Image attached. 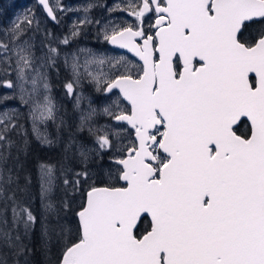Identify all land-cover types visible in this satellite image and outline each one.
I'll use <instances>...</instances> for the list:
<instances>
[{"label": "snow or ice", "instance_id": "snow-or-ice-1", "mask_svg": "<svg viewBox=\"0 0 264 264\" xmlns=\"http://www.w3.org/2000/svg\"><path fill=\"white\" fill-rule=\"evenodd\" d=\"M41 3L52 15L48 0ZM126 11L136 23L113 26L105 38L142 63L101 81L129 104L110 113L134 131L118 160L124 186L88 185L78 240L60 264H264V29L244 35L249 23L264 24V0H133ZM146 17H154L147 27ZM23 31L9 29L0 52L14 57L35 127L53 117L54 105L34 98L47 83ZM14 116L0 113V141ZM244 122L250 134L242 138ZM98 139L111 148L107 135ZM77 175L88 182L87 171ZM12 218L25 234L36 222L24 206L13 207Z\"/></svg>", "mask_w": 264, "mask_h": 264}, {"label": "rangeland", "instance_id": "rangeland-1", "mask_svg": "<svg viewBox=\"0 0 264 264\" xmlns=\"http://www.w3.org/2000/svg\"><path fill=\"white\" fill-rule=\"evenodd\" d=\"M1 1V0H0ZM48 0L50 7H53V15L55 21L50 23L57 26L56 32L47 35L49 48L55 49V53L46 54L43 41L34 36L24 37L26 32V24L23 27L21 22H25V18L34 17L37 23H48L47 17L43 11L32 8L31 3H26L23 7L14 8L8 13L6 20L0 18V41H7L9 29L14 25L19 24L24 29L22 38L32 46L34 54V62L37 70L41 72L47 83V89H44L43 84H39V91L34 98L43 100L44 96H48L54 105L53 115L57 109V101L50 81V68L58 70L57 62L62 63L63 69L69 74V82L62 88L63 92H67L72 97L75 110V121L77 132L80 134L79 140L75 145V150L80 162V168L74 172L71 179L66 178V174L62 177L65 187H70L73 197L70 200V206L76 208L77 211L84 201L80 198L79 193L82 189L94 183L96 186H108L119 182L116 180L118 175V160L122 156L124 146L128 145L134 138L132 131L124 124L125 122L116 121L110 113H118L129 105L121 98L117 91L106 93L102 87L101 81L106 82V74H115L116 69L120 71L135 72L140 64L134 58L114 51L109 48L106 37V30H110L113 26L119 25L124 27L126 24L134 25L136 18L131 16L126 11V6L133 0ZM58 5V7H57ZM8 10L0 3V13H5ZM39 23V24H41ZM32 28V23L27 24ZM42 29V28H41ZM38 31V35L45 34L44 30ZM51 31V29H49ZM75 31V35H72ZM85 32V33H84ZM68 42L65 43V38ZM11 53L7 55L0 52V113L15 112L20 106L25 107L31 123L33 134L36 141L40 144L49 146L51 141V129L48 127V119L37 120L35 127L33 118L30 114V105L24 104L20 100V81L17 78V73L14 70V57L11 60ZM126 58L127 63L117 64L119 58ZM103 60V63H99ZM74 63L78 67L74 70ZM115 65V67H112ZM58 68V69H57ZM9 83L13 86L9 87ZM72 88L69 91L68 85ZM26 88L31 90V84H26ZM4 97L10 100V104H4ZM105 109H108L106 112ZM62 113L66 114L64 120H70L69 111ZM91 113V114H90ZM90 114V115H89ZM87 117V119H85ZM54 126L53 132L59 129L64 123L58 121ZM63 127H66L63 125ZM107 135L111 143V148H101L99 137ZM66 143L65 148L70 144ZM0 141V152H1ZM83 153V155H82ZM66 158V155L64 156ZM87 171L89 173L88 182L85 183L83 178L77 173ZM61 171L57 170V166L42 165L38 168V180L41 203V221L43 226V242L48 244L49 235L47 225L45 223L46 215L56 212V203L52 198L55 188L58 184ZM80 180V184L76 185L75 181ZM69 182V184H68ZM87 190V189H86ZM75 229V223L70 221V230Z\"/></svg>", "mask_w": 264, "mask_h": 264}, {"label": "trees", "instance_id": "trees-1", "mask_svg": "<svg viewBox=\"0 0 264 264\" xmlns=\"http://www.w3.org/2000/svg\"><path fill=\"white\" fill-rule=\"evenodd\" d=\"M8 10L0 13V18L7 19L8 13L14 8H19L28 3L27 0H1ZM29 20V19H28ZM50 20V19H49ZM52 23L51 21L48 22ZM27 32V30H26ZM45 34L38 35L34 31L27 32L24 36H34L43 41L46 54L50 51L49 42L46 40L49 34L48 29H44ZM58 70L50 68V81L57 101V109L51 119L48 120V127L51 129L50 145H43L36 141L31 123L24 106L15 110L12 123L15 125L6 137L1 141L0 152V264H58L65 246L78 240L79 226L76 219V208L70 206V200L74 196L70 187L62 184V176L71 179L80 168L75 145L80 134L77 132L75 121V110L72 97L63 92L62 88L69 82V74L63 69L62 63L57 62ZM5 100V99H3ZM4 104H10L7 99ZM68 110L70 120L64 111ZM11 113V114H13ZM63 121L59 129L54 132V126L58 121ZM65 125L66 127H63ZM53 128V129H52ZM240 131V130H239ZM70 144L65 148L66 143ZM66 155V158L64 156ZM57 166V170L62 175L52 195L56 203V212L46 215L45 223L49 235L48 244L43 242V226L41 221V203L38 180V168L45 165ZM69 184V182H68ZM119 185V184H118ZM86 189L79 193L80 198H84ZM82 203L80 206H82ZM24 206L31 210L36 217L35 224L27 234L22 227L13 224L12 208ZM4 221H7L5 224ZM70 221L75 223V229L70 230ZM3 232H8L13 240L8 242L3 237ZM20 236V241H15V236ZM22 245L23 251H19Z\"/></svg>", "mask_w": 264, "mask_h": 264}, {"label": "flooded vegetation", "instance_id": "flooded-vegetation-1", "mask_svg": "<svg viewBox=\"0 0 264 264\" xmlns=\"http://www.w3.org/2000/svg\"><path fill=\"white\" fill-rule=\"evenodd\" d=\"M23 1V0H22ZM28 1V3H31V5H32V8H36L37 10H40V11H43V9H42V7L37 3V1L36 0H27ZM121 3H123V4H125V0H123ZM22 7H23V4L21 5ZM46 15V14H45ZM48 17V16H47ZM49 18V17H48ZM27 19H29V20H31L32 22V28H30V27H28V25H26L25 26V22H21V24L23 25V27L25 26V28H26V30H27V32H32V31H34L35 33H37V34H39V30L41 29V31L42 30H44V29H48V31H49V29H51V31H49L50 33L52 32V31H54V30H56V27L57 26H54V25H51V24H49V23H41V22H39V23H41V24H39V23H37L36 21H35V18L34 17H28ZM50 19V18H49ZM50 21L51 22H53V21H55V19H50ZM154 22V17H151V18H149V17H146L145 18V20H144V25H145V27H147L149 24H151V23H153ZM125 26H131V24H126ZM262 29H264V24H261V23H256V22H252V23H249L248 24V27H247V31L245 32V37L247 38L250 34L251 35H255L256 34V32L258 31V30H262ZM43 33V32H42ZM85 33V32H84ZM25 37V36H24ZM109 44V43H108ZM109 48H111V49H113L114 51H120L121 53H123V54H125V55H130V53L128 52L129 50H127V49H121V48H114V47H112V46H110ZM130 58H133V56H129ZM135 59V58H134ZM136 61H138L137 59H135ZM139 62V61H138ZM140 63V62H139ZM131 131H132V133H133V130L126 124V123H124ZM240 130V131H239ZM237 134L238 135H241L242 137H245V136H247V135H249L250 134V124L248 123V122H244V123H242V124H240V125H238L237 126ZM120 159V158H119ZM44 165V164H43ZM45 165H46V163H45ZM124 184H122L121 183V181H119V185H117V186H120V187H122Z\"/></svg>", "mask_w": 264, "mask_h": 264}, {"label": "water", "instance_id": "water-1", "mask_svg": "<svg viewBox=\"0 0 264 264\" xmlns=\"http://www.w3.org/2000/svg\"><path fill=\"white\" fill-rule=\"evenodd\" d=\"M37 2H38V4L42 7V9H43V11H44V13L46 14V15H48L51 19H53L52 18V15H50L49 13H48V9L41 3V0H36ZM48 5H49V3H48ZM50 6V5H49ZM108 43H109V45L110 46H112V47H114V48H119L118 46H116V45H112L111 43H110V41H108ZM129 53H130V55H132V56H134L140 63H142L140 60H139V57H136L135 56V54L134 53H131L130 51H128ZM114 90H117V89H113L112 91H114ZM118 91V90H117ZM106 93H110L109 91H105ZM118 93H119V91H118ZM119 95L121 96V98H122V94L121 93H119ZM123 99V98H122ZM124 100V99H123ZM125 102H127L126 100H124ZM128 103V102H127ZM126 123V122H125ZM249 124H250V122H248ZM130 127V126H129ZM131 128V127H130ZM133 137H134V131H133ZM243 138V137H242ZM121 183L122 184H124V182L123 181H121ZM124 186V185H123ZM98 187H104V186H98ZM117 187H120V186H117ZM84 203H86V192H85V198H84ZM83 203V204H84ZM81 210V208L80 209H78L77 211H76V219H77V223H78V226H79V230H80V218H79V216H78V213H79V211ZM64 252V251H63ZM62 258H63V253H62V255H61V258H60V261H59V263L58 264H60V262H61V260H62Z\"/></svg>", "mask_w": 264, "mask_h": 264}]
</instances>
